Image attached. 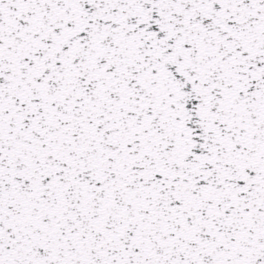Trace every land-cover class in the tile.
Returning a JSON list of instances; mask_svg holds the SVG:
<instances>
[{"label":"snow or ice","instance_id":"6c2138e0","mask_svg":"<svg viewBox=\"0 0 264 264\" xmlns=\"http://www.w3.org/2000/svg\"><path fill=\"white\" fill-rule=\"evenodd\" d=\"M0 264H264V0H0Z\"/></svg>","mask_w":264,"mask_h":264}]
</instances>
